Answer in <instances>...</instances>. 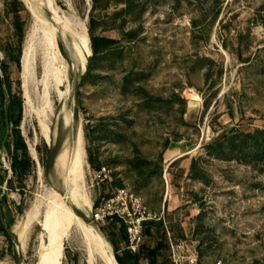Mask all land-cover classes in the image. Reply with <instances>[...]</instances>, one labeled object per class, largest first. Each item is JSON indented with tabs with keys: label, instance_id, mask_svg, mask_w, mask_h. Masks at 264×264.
Segmentation results:
<instances>
[{
	"label": "rangeland",
	"instance_id": "rangeland-1",
	"mask_svg": "<svg viewBox=\"0 0 264 264\" xmlns=\"http://www.w3.org/2000/svg\"><path fill=\"white\" fill-rule=\"evenodd\" d=\"M28 1L47 22L60 23L39 1L0 0V61L23 97L21 128L35 160L21 191L12 166L11 172L2 162L4 154L12 163V153L0 152V233L8 240L0 262L37 264L41 227L30 229L26 246L13 227L56 191L101 231L114 254L115 248L128 252L127 226L117 217L96 222V207L114 204L144 215V242L132 254L137 264H172L170 238L193 244L201 264H264V0H55L78 29L84 22L89 28L93 17V32L115 43L92 55L82 71L74 37L64 32L69 80L59 88L39 62L26 107L21 69L33 23ZM195 93L202 103L191 100ZM80 129L87 155L79 191L92 208L71 200L57 167L60 154L72 160ZM61 264H79L70 242Z\"/></svg>",
	"mask_w": 264,
	"mask_h": 264
},
{
	"label": "bare ground",
	"instance_id": "bare-ground-1",
	"mask_svg": "<svg viewBox=\"0 0 264 264\" xmlns=\"http://www.w3.org/2000/svg\"><path fill=\"white\" fill-rule=\"evenodd\" d=\"M36 1L42 4V8L44 5H48L53 21L57 16L60 23L57 24L55 21L54 23H50L51 20L47 22L41 9L31 5L28 1L29 9L33 16V23L26 34L23 66L21 69L26 107H30L31 105L29 84L32 79L36 78L35 72L36 67L39 66V62L42 61L45 67V76L54 77L59 88L69 80L65 74L66 58L62 52L63 48L61 49L60 46L64 32L74 37L73 49L77 62L83 69L82 71L87 70L89 58L94 55L90 29L85 22L82 24L80 30L78 29L80 27L74 26L64 16L63 10L57 5L55 0ZM60 92L63 94L61 89ZM191 100L200 104L203 98L195 93L191 96ZM49 124L46 120H41L43 134L51 142V128ZM77 134L78 132L76 133V137ZM30 148L35 152V142L30 143ZM74 151L71 161L68 160L66 154H60L57 160V167L62 173L66 174V183H64L67 185L71 200L78 205L82 204L88 208H92L94 202L89 197H83L79 191V186L81 184L84 185L86 182L85 165L87 151L82 129L79 130ZM42 177L43 172L42 168H40L39 178L42 179ZM48 198V200L46 199L47 201L40 202L38 200L33 204L25 212V216L22 215L24 218L22 220L18 219L19 221L13 227L14 231L19 235V239L22 240L23 245H25L26 236L30 229L35 225L41 227L39 234L37 233L39 236L37 264H61L66 242H70L79 253V264H120L110 243H108L101 231L92 222L82 217L70 207L64 201L63 195L54 191ZM0 264H4L3 261Z\"/></svg>",
	"mask_w": 264,
	"mask_h": 264
},
{
	"label": "trees",
	"instance_id": "trees-1",
	"mask_svg": "<svg viewBox=\"0 0 264 264\" xmlns=\"http://www.w3.org/2000/svg\"><path fill=\"white\" fill-rule=\"evenodd\" d=\"M91 22L89 26L91 44L93 53L97 56L108 51L114 45L115 39L95 34L93 30L97 22L93 17ZM16 28L23 36V27L20 20L16 22ZM23 117L24 100L21 92H14L13 84L8 75L7 64L4 61H0V152L3 147H7L12 153V168L20 183L21 191L26 187L27 181L32 175V169L35 166V160L30 154L28 143L21 128ZM47 152L49 153V151ZM2 171L0 154V183L5 180ZM7 182L12 184V179H7ZM95 205L97 206V204ZM2 216L3 211L0 204V218ZM2 227L10 235L8 227L5 224ZM114 251L120 264H137L132 252L125 250L128 252L120 255L116 248Z\"/></svg>",
	"mask_w": 264,
	"mask_h": 264
},
{
	"label": "built area",
	"instance_id": "built-area-1",
	"mask_svg": "<svg viewBox=\"0 0 264 264\" xmlns=\"http://www.w3.org/2000/svg\"><path fill=\"white\" fill-rule=\"evenodd\" d=\"M5 159L6 155L3 154L2 162L5 167L9 168L11 171L12 163L11 161H8V164H6L7 162H4ZM122 193L123 192L121 191L119 196H122ZM112 200L114 201V199ZM125 205L128 206L127 202H125ZM96 208L97 209L94 212V219L96 222H105L108 219H114L117 217L121 219V222L125 223L128 231V241L127 247L124 248V250H128L132 253L138 252L144 242L143 228L145 221H147L146 217L144 215L134 216L129 210L128 212H124L123 209L114 204H101ZM7 248V237L3 233H0V260L4 257V251ZM170 259L172 264H201L197 248L193 244H190L188 240L175 242L170 238ZM215 264H227V262L224 259H219Z\"/></svg>",
	"mask_w": 264,
	"mask_h": 264
}]
</instances>
